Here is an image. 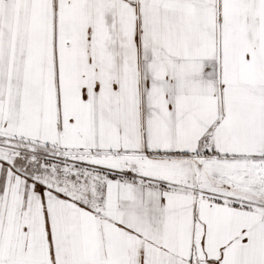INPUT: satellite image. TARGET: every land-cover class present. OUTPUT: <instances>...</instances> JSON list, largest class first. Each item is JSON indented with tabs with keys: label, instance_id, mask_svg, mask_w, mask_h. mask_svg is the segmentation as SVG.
I'll list each match as a JSON object with an SVG mask.
<instances>
[{
	"label": "snow or ice",
	"instance_id": "1",
	"mask_svg": "<svg viewBox=\"0 0 264 264\" xmlns=\"http://www.w3.org/2000/svg\"><path fill=\"white\" fill-rule=\"evenodd\" d=\"M0 264H264V0H0Z\"/></svg>",
	"mask_w": 264,
	"mask_h": 264
}]
</instances>
